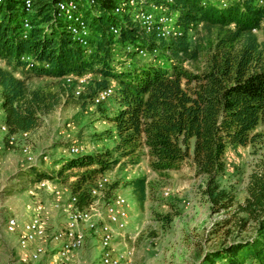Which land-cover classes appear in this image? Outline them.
<instances>
[{
    "label": "trees",
    "instance_id": "16d2710c",
    "mask_svg": "<svg viewBox=\"0 0 264 264\" xmlns=\"http://www.w3.org/2000/svg\"><path fill=\"white\" fill-rule=\"evenodd\" d=\"M59 1L32 0L26 12L20 0H0V107L5 123L10 133L32 132L59 101L54 94L29 89L27 73L57 79L95 74L99 78L78 99L85 105L93 102L115 82L117 108L107 121L117 143L63 160L55 174L29 170L32 183L53 182L76 168L69 188L84 208L92 200L97 175L143 145L153 171L174 170L190 160L196 175L206 177L201 194L212 213L234 207L235 195L217 178L225 170L227 148L254 143L258 135L252 132L264 121V0H228L225 7L217 0H174L166 14L177 16L181 35L167 38L143 31L128 13L116 14V0H101L82 10L90 31L86 48L69 34V21L58 16ZM22 57H29L33 66ZM198 59L203 68H192ZM128 185L142 203L146 179L135 178ZM246 191L237 205L244 215L238 226L245 229L253 222L254 235L215 250L210 262L264 264V153Z\"/></svg>",
    "mask_w": 264,
    "mask_h": 264
},
{
    "label": "rangeland",
    "instance_id": "374dc122",
    "mask_svg": "<svg viewBox=\"0 0 264 264\" xmlns=\"http://www.w3.org/2000/svg\"><path fill=\"white\" fill-rule=\"evenodd\" d=\"M123 1L116 0L118 5ZM176 19L177 16H173L170 25ZM259 38L262 39L261 36ZM192 68L202 69V59L194 62ZM27 74L29 89L54 94L59 101L50 112L42 115L39 126L30 132L28 145L34 162L26 160L21 142L10 146L0 133V264H20L21 250L17 246V236L6 230L10 217L26 221L35 207L41 204L46 207L49 234L61 229L64 223L61 212L49 207L53 202L52 188L39 189L35 186L29 170L55 174L62 168L63 160L77 156L67 149L72 144L81 145L84 149L81 154H84L99 152L117 143L114 126L107 121L117 108L114 81L109 85L113 93L107 100L85 105L76 92L85 91L92 80L99 78L97 75L90 74L84 82H80V76L67 81L64 77L57 79ZM3 121V116H0V124ZM252 134L258 135L254 143L228 147L225 152V170L217 180L236 199V205L227 211L211 212L210 204L201 194L206 177L196 175L190 160L182 162L174 170L153 171L148 151L143 145L136 147L132 155L122 157L112 169L100 174L109 179L101 202H107L114 195H122L130 206L129 224L123 237L116 239V245L119 248L124 244L132 247L136 264H219L217 261L210 262L212 252L231 242L250 238L255 232L253 222L248 223L245 229L238 226V219L244 215L237 211V205L246 198L249 176L264 153V121ZM134 161L135 164L132 163ZM77 171L76 168L64 171L60 179L53 181L56 188L70 189ZM135 178L146 179V197L142 203L128 185ZM51 247L46 245L47 251H52ZM99 253L97 239L87 232L85 244L78 254L80 264H95ZM46 259L44 256L39 262L31 264H46Z\"/></svg>",
    "mask_w": 264,
    "mask_h": 264
},
{
    "label": "built area",
    "instance_id": "2783aa9c",
    "mask_svg": "<svg viewBox=\"0 0 264 264\" xmlns=\"http://www.w3.org/2000/svg\"><path fill=\"white\" fill-rule=\"evenodd\" d=\"M26 12L32 9V0H20ZM101 0H62L56 3L58 16H64L69 25L67 30L78 45L88 47L90 34L87 22L83 18L82 10L91 8ZM165 4H157L156 0H124L116 4V14L128 13L139 27L147 32H156L162 37H173L181 35V31L174 24L170 25L172 16L166 14L167 5L174 0H163ZM228 0H217L219 6L225 7ZM159 11L157 14L156 12ZM24 27L29 23L24 21ZM113 34H118V29L112 27ZM255 32V30H254ZM139 55L144 56V51L139 50ZM23 61L32 67L33 63L29 57H22ZM90 74L79 77L84 82ZM67 81L76 78L73 75L65 76ZM1 91V87H0ZM113 93L112 86L100 90L93 98V103L100 104L107 100ZM77 95L81 92L77 91ZM1 104V100H0ZM0 116L3 122L0 124V133L4 136L10 146L20 143L22 152L29 163L35 161L31 154L28 138L30 132L13 134L5 123V113L0 107ZM72 155H80L83 147L72 144L68 148ZM109 184L106 175H100L90 189L92 200L84 208L77 205V197L72 195L70 189H57L52 181H41L37 184L39 189L51 187L53 202L50 208L61 212L64 224L61 229L49 234V224L46 216V207L37 205L32 215L26 221L20 222L18 217L12 216L6 222V230L17 236V246L21 250L20 264H31L39 262L44 256L47 257L46 264H80L78 254L83 248L86 233L94 236L99 244V259L95 264H136L134 260V249L123 245L118 247L116 239L123 237L130 221V206L122 195H114L107 202L102 203L105 190ZM169 191L167 190L166 193ZM52 246V251H47L46 245Z\"/></svg>",
    "mask_w": 264,
    "mask_h": 264
},
{
    "label": "crops",
    "instance_id": "0c3cea01",
    "mask_svg": "<svg viewBox=\"0 0 264 264\" xmlns=\"http://www.w3.org/2000/svg\"><path fill=\"white\" fill-rule=\"evenodd\" d=\"M35 186H37V184H34ZM51 206V205H50ZM51 209H53V208H51ZM53 212H55L54 210H52ZM51 213V217H52V219H54V213ZM64 224V223H63ZM48 230L50 231V226H49V228H48Z\"/></svg>",
    "mask_w": 264,
    "mask_h": 264
}]
</instances>
